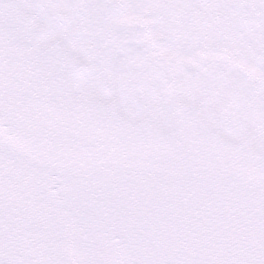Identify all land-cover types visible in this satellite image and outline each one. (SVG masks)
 Returning <instances> with one entry per match:
<instances>
[{"label": "snow or ice", "instance_id": "6c2138e0", "mask_svg": "<svg viewBox=\"0 0 264 264\" xmlns=\"http://www.w3.org/2000/svg\"><path fill=\"white\" fill-rule=\"evenodd\" d=\"M0 264H264V0H0Z\"/></svg>", "mask_w": 264, "mask_h": 264}]
</instances>
